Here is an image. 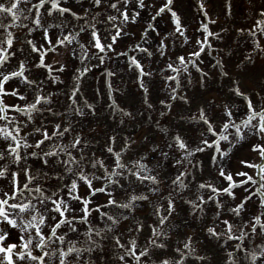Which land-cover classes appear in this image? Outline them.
I'll list each match as a JSON object with an SVG mask.
<instances>
[{
	"label": "snow or ice",
	"instance_id": "6c2138e0",
	"mask_svg": "<svg viewBox=\"0 0 264 264\" xmlns=\"http://www.w3.org/2000/svg\"><path fill=\"white\" fill-rule=\"evenodd\" d=\"M23 0H7V3L0 2V12L6 14L5 27L9 30L13 27V16L8 15L9 12L21 8ZM252 2V0H251ZM66 0H37L28 6V11L33 17L34 27L28 29V34L31 35L35 29H40L43 32V39L51 38V43L48 45H37L32 39H26L25 44L31 49L35 57L32 67L41 69L45 80L52 84L64 83L60 80V76L67 74L71 80V87L66 93L69 105H79L82 96V85L86 83L87 74L91 68L85 65V61L89 59L91 54L95 62L103 64L107 54L115 53V46L118 44L121 37L125 35L120 25L127 24L129 21L135 22L140 17L141 12L136 9H145L149 7L145 0H108L106 6L114 10L115 14H109L106 18L100 20V12L97 11L89 17L88 10H85V15L80 16L73 12L69 7L64 6ZM132 5L131 8L129 5ZM218 5L225 16H232L235 9L239 6L238 0H197V7L203 17L207 18L209 23H201L199 29L202 32V39L195 41L198 50L194 48L190 53L185 55H176L173 61L166 62L163 68L159 69L161 77L164 81H171L172 84L165 86L170 89L167 99H161L159 104L162 106L160 115L164 116V109H173L175 104L173 101H181V105L191 104L190 97L180 95L179 90L183 87L193 85V70L197 74L195 80L198 88L207 89L210 81L209 73L205 71L199 61L201 54L211 48L209 38L222 40L224 37L221 33H226L228 29L221 27L219 32L210 30L209 25L216 26L217 19H213V7ZM105 6V0H92V8L100 9ZM43 9V14L52 16L59 14L61 16L71 13L77 20H83L84 23L76 32L65 33L62 31V25L57 23H49L45 26L42 23L40 14ZM39 10V11H38ZM162 17H167L172 33L176 38H183V43H189V37L186 35L187 25L184 21L183 14L179 8V0H162V2L154 9L152 20L155 23H148L145 29L148 36H152L153 32L159 29L158 21ZM258 17V18H257ZM21 19L25 18L23 16ZM254 23L248 27H239L236 29L238 33L247 34L250 38L249 52L244 56L243 61L250 65H256L257 58L264 56V5L259 6L255 10ZM100 23H106L109 28L101 31ZM19 26V25H17ZM27 27V26H25ZM60 29L59 34L55 30ZM51 30V31H50ZM151 30V31H148ZM81 33H87L89 43L85 45L79 41L78 37ZM8 35L11 37L7 41V46H0V54L3 58L0 59V68H3L9 57L15 52V35L10 30ZM159 35V33H158ZM79 49H84L81 53L76 52V48L72 47V53L75 60L72 61L71 72H68V64L57 62L54 68L47 62L46 53L43 50L46 47H51L52 44L61 46H72L73 42ZM168 42V33L164 34L163 38L157 40V49L154 53L151 48L136 45L135 50L144 54L147 58H152L154 55L165 56ZM207 46V47H205ZM59 51V49H55ZM7 53V55L5 54ZM127 58L125 67L131 69L133 79L136 86L141 89L140 92L143 103L147 108H152L150 103L151 82L154 77L153 71L145 68L141 58L131 55L127 52L115 53ZM211 53H209L210 55ZM192 57L198 58L193 60ZM78 61V63H77ZM191 65V68L189 67ZM216 68L219 69V75L225 77L229 82V91L239 97L243 102V110L234 111L235 105L228 101L221 103L218 114L209 115L211 107L208 99L196 103V112L192 116L186 118L187 122L196 125L199 129V135L195 140L189 142L188 138L180 131L170 133L167 129H163L171 143H167L166 147L171 150L175 149L182 153L179 158L174 159V165L180 168L177 174L170 180L172 190L166 196H162L164 204H157L153 209L155 219L152 224H148V234L145 237V243L139 242L138 236H132L127 240L121 239V234L116 231L124 221H128L136 214L137 204H142L150 200L149 194H157L162 190V177L154 173L152 167L146 163V156L140 150L136 141L130 136L118 138L116 134L109 135L104 142V158H100L92 153H85L84 147L87 146L82 133L76 132L72 135L70 146L64 147L53 146L56 137H63L72 133V127L67 123V109L63 113L66 120L63 122H54L51 128H34L35 139L30 143L29 140L21 134V129L16 124L15 130L12 128L13 122L4 123L8 119L6 108L14 107L16 113L24 112V120L29 124L33 120V113L42 105L51 106L53 101L52 92L44 94L43 88L35 91L33 99L28 101L27 97L20 94L18 91H13V96H20L23 104L19 107L8 105L6 99L0 100V140L3 141V148L0 149V160H5L7 157H12L14 163L19 170H14L7 167H0V180L12 181L14 178L15 191L21 195V189L25 192L42 193L40 196H33L36 201V206L33 207L32 201L27 197L24 201H18L13 193V186L10 184L9 189L0 195V225H5L6 228L0 229V264H24L25 261H31L32 264H48L49 253L47 250L46 241L52 240L57 244V249L54 250L52 259L55 264H73L74 260H81L84 253L89 254V258L84 261V264H95L93 257H96L98 249L103 248L101 240L105 239L104 233L112 234L111 238L116 247L124 250L123 254L117 255L116 259L120 264H143L146 259H151L152 264H172V259H175V264H184L185 257L190 252H195L194 239L192 235H186L182 242V249L176 248L175 257L161 255L153 256L154 250H163L168 247L165 240L161 239L164 236L165 227H173L168 223L177 211V199L174 197V192H183L190 187L191 181L188 177H192L195 181V186L201 191L200 195L184 196L181 199L188 206L190 214H197V219L205 216L208 202H212L213 215L216 223H209L204 228V231L209 237L220 240L225 237L228 241H239L233 250L225 253L226 259L224 264H238L235 252L243 248V240L246 236L257 234L264 236V212L252 215L247 221L243 222V230L240 235L233 232L234 219L240 218L247 208V204L254 198L259 197L257 203L261 208H264V87L258 91H250L245 87L239 77H233L227 70V65L223 58L216 60ZM27 64L24 60L16 62V67L8 69L0 73V82L2 89L5 91L11 88L9 81L17 82L18 87L30 86L35 89L38 83V78L30 77L26 71ZM174 73L165 74V72ZM181 73H188L184 77L187 84L182 83ZM117 72L106 70L102 78V87L96 88L95 91L107 100V106L110 111L119 113L123 124L125 119H134L132 111L122 107L117 103L118 97L114 94L120 92L119 88L114 87ZM22 79L23 85L18 81ZM261 83L264 84V67L261 68ZM111 101V103H109ZM26 106V107H25ZM85 106L88 109V114L95 116L96 108L93 103H87ZM26 109H31L26 111ZM49 111L52 109L49 107ZM74 115L78 119L85 117V113L77 106L74 109ZM185 119V117H181ZM159 127V123H156ZM8 129V134L4 135L3 130ZM229 129H234V132L229 133ZM249 133L252 136L259 135L260 140L252 142L250 147L258 155L261 162H249L241 160L240 163L246 165L248 169L257 170L258 177L250 175L248 171L239 169L230 172L226 167H222L220 161L230 158V152L244 147L248 141ZM207 137V138H205ZM231 137V138H230ZM27 149V156L22 149ZM79 150V152L77 151ZM152 153L159 152L161 157L168 159L170 151H164L158 144H153ZM39 153V154H38ZM218 153L219 155H213ZM197 154H206L208 162L216 164V178L220 183L213 184L211 180H203L199 178L197 169L200 167L199 160L193 164ZM31 157V166L25 165L23 168L19 166L23 161ZM187 157V159H185ZM53 167L50 168L49 166ZM187 165V167H183ZM191 166V167H188ZM95 171L89 172L88 169ZM35 172V175L33 173ZM99 173V175H97ZM51 174L56 181L63 180V184H58L57 190L51 193L46 192L42 183V176ZM67 176V179L64 177ZM91 176V178H90ZM103 181V184L108 185L105 188L103 185H98L97 181ZM129 182H132V188L129 190ZM32 187H29V186ZM22 186V187H21ZM120 191L124 193L123 199H118L116 193ZM206 193V194H205ZM9 197L10 199H5ZM101 197H106L103 204L98 203ZM227 198L232 201L227 206L230 217L224 218L223 211L226 207L224 200ZM27 204V207H25ZM43 206V210L41 207ZM121 211V219L117 220L112 214V210ZM19 214V215H18ZM98 215L103 222L104 227L98 229L91 222V216ZM31 216L33 219H38L39 224H34L31 229L24 227L20 221L25 217ZM78 220L79 224L74 223ZM89 225L82 235L90 242L91 246L87 248L79 247L78 240H73L69 237L68 232L77 234L81 225ZM115 226V227H114ZM163 226V227H161ZM223 228V233L218 231V228ZM67 228V231H63ZM47 229V231H45ZM145 230L144 222L135 223V232L143 233ZM24 233L20 236L19 233ZM15 233V237H13ZM33 236L34 239H29ZM97 237L99 239H94ZM166 238V237H165ZM35 239L41 241L36 244ZM260 251L244 249L249 253L251 264H264V243L260 246ZM39 250V251H37ZM41 253H43L41 255ZM58 253V254H57ZM99 259V257H96ZM111 258V255L106 257ZM194 260L200 261L201 264H206V258L202 255H195Z\"/></svg>",
	"mask_w": 264,
	"mask_h": 264
},
{
	"label": "rangeland",
	"instance_id": "374dc122",
	"mask_svg": "<svg viewBox=\"0 0 264 264\" xmlns=\"http://www.w3.org/2000/svg\"><path fill=\"white\" fill-rule=\"evenodd\" d=\"M37 2V0H23L21 4L22 12L20 16H23L25 18L20 19L18 21L14 20L12 21L13 27L9 30L14 33L16 39L14 41L15 48L13 51L15 52L14 57L10 56L9 61L6 62L7 65H5L3 68H0V73L14 68V62L19 60H24L27 64V68L32 71V75L38 76L37 72L42 76V79H45L43 76L42 70L37 69L35 67H32V64L34 63L35 57L37 54H34L31 49L25 44L26 39H32L34 43L37 45H41L46 43V40L43 39V32L40 29H35L31 35L28 34V29L34 27L33 23V17L31 13L28 11V6L32 3ZM81 2H84L85 5H92V0H73V1H67L64 6L69 7L72 11L82 14V16L85 15V12L83 13L81 11V8L79 5ZM108 0H105V6H103L100 9H94L93 12L91 11L88 13L89 17L94 15L97 11L100 12V20L103 21L107 15L109 14H115L114 10L111 8H107ZM162 2V0H145V3L149 5V7L145 9H140L139 12H141L140 17L137 18L135 22L129 21L127 24L120 25V22L117 21V24L123 29L125 35L120 38L118 44L115 46V53H123L127 52L131 55H134L136 57H139L142 59L143 64L145 68H147L149 71H153L154 77L152 84L151 82V95L156 96L159 95V100L155 97L152 99L156 102H153L151 104H157L155 105V109L157 111L154 112L152 117H147L146 123L141 124L140 121L133 119H128L124 122V125L127 127L122 128L119 127L120 124L113 123L112 120H110V124L103 121L102 114L100 113L98 118L97 116H92L88 114V110H86V106L78 105L85 113V117L82 119H78L74 113H68L67 111V123L73 128L80 129L79 133H82L84 138L90 137V141L96 143L97 145L101 142H105V139L112 134H116L118 138L124 137V136H130L134 141H136L137 145L139 146L140 150L146 155V163L149 164V167L153 168L154 173H156L158 176L162 177V190L159 194H149L150 200L152 203L143 202L139 205L140 208H142L143 204H147L146 210L148 213V216L141 215L140 219H137L138 213L135 214V216H132L130 220L124 221L118 228H116V231H118L121 234V239L127 240L128 238H131L133 234H131V228H133L134 222H144L145 224V230H144V237L148 234V224H152L155 217L153 216V209L157 205V201H159V204H164L166 207V201L161 200L160 197L166 196L169 191L172 190V185L170 184V180L177 174V172L180 170L177 166L174 165V159L179 158L182 153L179 151H176L174 148L169 150L166 147L167 143H171V140L169 139L168 135L161 131V129H167L170 133H175L176 131L182 132L185 136L189 135L188 133L193 132V136H188L189 142L196 139V137L199 135L200 129L192 124L189 125L186 118L191 116L190 110H188V106L181 105V101L176 100L172 103L175 104V107L173 109H164L165 115H160L162 106L159 104V101L161 99H167L169 96L170 89L166 87L165 85H171V81H164L161 77V73L159 72L160 68H163L165 66L166 62L173 61L176 55H185L187 53H190L194 48L198 50V46L196 45L195 41L198 39H202V32L199 29V25L201 23H209L208 19L203 17L202 14L199 12V9L197 7V0H179V8L180 11L183 14L184 21L187 25L186 29V35L189 37V43L184 44L183 38H176L174 34L172 33L171 27L168 23L167 17H162L158 21V25L160 28L157 29L156 32L152 33V36H148V32L145 30L147 28L148 23H155L151 18L154 15V9ZM74 3H77L74 4ZM132 4H135V0H132ZM264 5V0H252L251 4L245 5L244 0H239V6L235 9L232 18L229 19L227 16H225L221 10V8L218 5H215L213 7V19H217L216 26L209 25L210 30L219 32L221 27H226L228 31L226 33H221V35L224 37L222 40H216L214 38H211L210 44L211 48H208L206 52L201 54V57L199 58V61H202L200 66L209 73V84L208 88L205 90L203 88H198L196 86L195 80L197 78V74H195L193 70V85L183 87L179 90L180 95H184L187 97H190L192 100V105L195 107L197 102H200L202 100L208 99V101L211 104V107L209 108V115L218 114L220 111V105L221 103L228 101L231 104L235 105L233 108L234 111L243 110V102L239 97L233 96L229 89V82L227 79L221 75H219V69L216 68V60L223 58L224 62L227 65L228 72L233 77H239L241 81L244 83L245 87H247L250 91H258L262 87H264V84L261 83V68L264 67V62H262L259 57L257 58V63L254 66H247V63L245 62L244 70L243 66L241 68H237L236 65L240 64L241 60H243L244 56L249 52L250 47V38L247 36V34H241L236 31L239 27H248L254 23V16H255V10L261 6ZM82 6V4H81ZM132 6L131 4L129 7ZM39 11V10H38ZM40 17L42 20V23L47 26L49 23H57L62 25V31H65V33L70 32H76L79 30L80 26L84 23L83 20L81 22L79 20H71V15L65 14L62 16V22L58 21L55 17V15L47 16L46 14H43V9H41ZM59 16V14H58ZM258 18V17H257ZM64 21V22H63ZM73 21L74 23H72ZM6 15L5 13H0V46L6 47L7 41L11 39V37L8 35V29L5 27L6 24ZM71 22V23H70ZM19 25V26H17ZM27 26V27H25ZM99 28L101 31H104L109 28V25L106 23H100ZM60 29L55 30L56 34H59L61 31ZM51 31V30H50ZM151 31V30H148ZM159 33V35H158ZM168 33V42L166 47V55L161 57L158 55H154L152 58H147L144 54L141 52L135 50L136 45H140L143 47H148L149 43L151 45L149 46L154 53H156L157 49V40L159 38H163L164 34ZM79 41L82 43H85L87 45L89 43V36L87 33H81L78 37ZM51 41V38H50ZM140 42V43H139ZM147 44V46H145ZM56 49H59V51H54L52 53L46 54V59L49 64H51L54 68L57 66V62L60 63H69L71 59H73L70 56H73L70 54L72 52V47L76 48V51H78V46L76 45V42H73L72 46H61L57 45ZM207 47V46H206ZM115 53L107 54L105 56V61H109V65L117 64L119 65V68H124L127 64V60H124L125 57L121 55H116ZM209 53H211L209 55ZM7 55V53H5ZM70 54V55H69ZM123 59H121V58ZM3 56L0 54V59H2ZM193 60H197L198 58L192 57ZM15 62V63H16ZM191 68V65H189ZM26 68V69H27ZM121 71V70H120ZM29 71L27 70V73ZM130 74H132L131 77H133V73L130 69ZM165 74H173L170 72H165ZM30 76V74L28 73ZM188 73H181L182 83L187 84V81L183 79L184 77H187ZM67 77V75H61L60 78ZM100 77V76H99ZM102 78L100 77V82H90L86 85V87H82L81 90H87L88 92H84L85 96L88 97L89 100L91 97H93V93H90L91 91H94L93 89L99 88L97 85L100 83V87H102ZM97 79V78H96ZM134 79L132 80V82ZM7 83L11 84V88L7 89L9 91H18L20 94L27 97L28 101H31L33 99V90L30 88V86L25 85L24 87H18L17 82L9 81ZM18 83L20 85H23V80H19ZM2 84V82H0ZM68 84V83H67ZM52 85V84H49ZM59 86V85H57ZM68 87H71V83L68 84ZM96 87V88H95ZM67 88V87H66ZM84 88V89H83ZM68 90L70 88H67ZM228 89V90H227ZM67 90V92H68ZM61 91V90H60ZM66 92V93H67ZM66 93L62 95L67 98ZM46 93L45 95H47ZM98 93L95 92L94 95H97ZM128 95H125V97L121 96V93H115L114 95L118 97L117 103L120 105L122 104V100L128 110L131 111V109L127 106V104L131 105L134 101V96L132 94L127 93ZM53 98V97H52ZM85 98V97H84ZM7 101L8 105H15V106H21L23 102L20 100V96H13L12 94H1L0 93V100ZM142 99V98H141ZM54 102L51 106L49 105H42L37 111L33 113V120L29 124L24 120V112L16 113L15 111H10L8 113V119L7 121H4V123H10L13 122L12 128L15 130L16 124L20 126L21 134L25 136L29 142L31 143L35 139V133L32 131L34 128H51L54 122H63L66 120V116L63 114L66 109L60 108V101L54 99ZM64 103V101H62ZM142 104L141 100L137 101ZM95 107L98 105L99 107L105 108L107 105L102 104L101 102H98L97 100L92 102ZM123 105V104H122ZM129 105V106H130ZM191 105V106H192ZM75 109L77 107L76 105H72ZM192 106V107H193ZM26 107V106H25ZM49 107H51L52 111H49ZM186 107L184 111L185 112H178V110H181L182 108ZM190 107V106H189ZM108 110L110 108L106 107ZM73 109V110H74ZM191 109V107L189 108ZM31 109H28L30 111ZM72 110V112H73ZM98 110V109H97ZM101 110V109H100ZM98 110V111H100ZM27 111V109H26ZM193 111V109L191 110ZM196 110L194 111V113ZM48 113L51 114L48 117ZM185 113V114H184ZM0 115H3L2 112H0ZM101 115V116H100ZM110 116V115H109ZM113 116V115H111ZM118 116H121L120 114ZM116 116V117H118ZM181 117H185V119H181ZM114 119V118H113ZM122 119H124L122 117ZM151 120V121H150ZM150 121V122H149ZM160 124V127H156V123ZM47 123V124H46ZM128 123V124H127ZM46 124V125H45ZM115 124V125H114ZM3 134H8V129L3 130ZM229 133L234 132V129H229ZM153 134L152 137L146 138L147 136H150ZM72 136V133H71ZM71 136L70 133L66 134L63 139L60 137H56L53 146L59 145V147H64L65 145H68L71 143ZM92 136V137H91ZM88 137V138H89ZM207 138V137H205ZM231 138V137H230ZM261 138H258V135L252 136L251 133H249L248 141L245 142L244 147L239 148L238 150H235L233 152H230V158L227 160H222L218 163L221 164L222 167H226L230 172H234L235 170L239 169L241 171H248L250 175H253L254 177L259 179L258 177V171L248 169L246 165H243L240 163L241 160H247L249 162H255L259 163L261 162L259 160L258 155L252 150L250 147V144L252 142L259 141ZM153 144H158L160 148L164 151H170V156L168 159H164L161 157L159 152L152 153L151 148ZM104 145H101L98 147L99 154H97L98 157L104 158ZM3 148V141L0 140V149ZM95 149V147L84 149L85 153H91V151ZM25 155L27 156V149H22ZM90 150V151H89ZM79 152V150H77ZM39 154V153H38ZM103 156V157H101ZM33 158L28 157L26 158L23 163L19 166L20 168H23L25 165H29L31 163V160ZM197 160H199L200 167L196 170L198 173L199 178L207 181L211 180L213 184H219L220 181L217 176L216 172V164L214 163L213 166L207 165L208 158L206 154H197V157L193 164H196ZM207 161V162H206ZM31 166V164H30ZM0 167H7L14 170H19L17 168V165L14 163L12 157H7L5 160H0ZM50 168L53 166L50 165ZM185 167V165L183 166ZM191 167V166H188ZM90 169V168H89ZM88 169V171H89ZM93 170V169H90ZM90 172V171H89ZM91 173V172H90ZM2 174V173H0ZM35 175V172L33 173ZM51 175V174H49ZM42 176L40 183H42L44 186L46 184L53 186L56 185L55 179H50L48 176ZM68 177L65 176L64 179H67ZM91 178V176H90ZM188 181H191L190 187L180 193V197L184 196H194L196 194L197 190L201 193L202 190L195 187V181H193V178L190 176L188 177ZM10 184L13 186V193L18 196V201H24L27 197L28 200H31L32 203H35L33 207L36 206V201L33 199V196H40L42 193H31V192H25L23 189H21V195L19 196V193L15 191L16 186H14V178L12 181L7 180H0V195H3L8 189ZM98 185H104L103 181H97ZM47 186V185H46ZM22 187V186H21ZM29 187H32L31 185ZM107 188L108 186H104ZM132 188V182H129V190ZM203 194V193H201ZM206 194V193H205ZM117 198L119 196H124V194L120 191L116 193ZM5 199H10L9 197H4ZM106 197H101L98 203H104V200ZM177 199V211L173 214L171 217L170 225L173 226V223L177 224L179 223L178 227L180 228V232L182 231L183 236L176 238V240L172 239V237L168 236L169 239H165V242L168 244V247L163 250H159V254H157L156 250L153 252L154 257H158L161 255H167L169 257H175L176 253L174 252V249L181 248L183 239L186 235H192L194 238L202 237L203 241L199 242L200 245H198L196 242H194L193 247L195 248V254L193 255V252L189 253L190 260L184 261V264L191 263V264H198L201 263L200 261H196L193 259V257L197 254L202 255L206 258V264H220L222 261V255L221 252L224 251H231L233 250V247L239 242L236 240L228 241L227 239L224 240L225 243L215 241L212 239V241L206 240L204 232V228L209 223H216V219L213 215V203L208 202V207L206 209L205 216H203L200 219H197V214H190L189 208L187 205L183 203V200L181 198ZM259 197L254 198L252 201H250L247 204V208L244 210V214L240 218L234 219V228L233 232L236 235H240L243 230V222L247 221L252 215L254 214H260L261 212H264V208H261L260 205L257 203V200ZM224 203L226 205L223 216L224 218L230 217L231 213H228L227 206L233 203L232 201L225 198ZM25 207H27V204H25ZM41 210H43V206H40ZM144 208V207H143ZM150 208V209H149ZM118 214H115L116 218L121 217V211H117ZM0 213H2V209H0ZM19 215V214H18ZM91 222L94 224L98 229H101L104 227L103 222L99 219L98 215L91 216ZM38 219H33L31 216H27L24 218V220L20 221V223L24 227H28L31 229L30 226L37 223ZM39 221V220H38ZM40 222V221H39ZM38 222V223H39ZM75 223V221H74ZM79 224V222H77ZM89 225L84 224L79 227V232L77 234H72L70 231L68 232V235L73 240H82V241H88L81 233L88 227ZM163 227V226H161ZM6 228L5 225H0V229ZM166 229H169V227H166ZM166 229H164V232H166ZM173 229V227L171 228ZM47 231V229H45ZM63 231H67V228H64ZM221 233H223V228L220 227L219 230ZM20 236H23L24 233H19ZM203 235V236H202ZM105 239L101 240V243L103 244V248L98 249L96 257H99L97 259L96 257H93L95 260V264H120V262L116 259L117 255L123 254L124 250L118 248L115 246L111 236L112 234L104 233ZM198 236V237H197ZM13 237H15V233H13ZM204 237V238H203ZM29 239H34L33 236H29ZM94 239H99L97 237H94ZM162 240L163 237H161ZM222 240V238H221ZM109 241V242H108ZM53 241L50 240L47 242V250L49 253V261L48 264H55V261L52 259L54 250L57 249V244L52 243ZM35 243L37 244V240L35 239ZM141 244L145 243V239L143 242H140ZM264 243V236H261L257 234L256 236L248 235L243 240V248L237 250L235 252L236 259L238 263L243 262L244 264H251L249 253L244 251V249L254 250V251H260L259 246ZM39 251V250H37ZM43 253H41L42 255ZM58 254V253H57ZM85 254V253H84ZM111 255L110 259H107ZM89 258V254H85L83 259L81 260H74L73 264H84V261ZM38 263V262H37ZM19 264V262H18ZM24 264H32L31 261H25ZM133 264L134 261H133ZM143 264H152L151 259H146ZM172 264H175V259H172Z\"/></svg>",
	"mask_w": 264,
	"mask_h": 264
},
{
	"label": "clouds",
	"instance_id": "9594fccd",
	"mask_svg": "<svg viewBox=\"0 0 264 264\" xmlns=\"http://www.w3.org/2000/svg\"><path fill=\"white\" fill-rule=\"evenodd\" d=\"M238 3H239V0H238ZM244 3H245V5H249V4H251V0H244ZM228 18L229 19H231L232 18V16H228ZM242 34V33H241ZM259 59L262 61V62H264V56H262V57H259ZM241 66H243V70H244V66H245V62L243 61V60H241V62H240V64H238V65H236V67L237 68H241ZM247 66H253V65H250V64H247ZM163 129H161V131H162ZM58 147H59V145H57ZM148 153L147 152H145V156L147 155ZM185 159H187V157H185ZM185 167H187V165H185ZM153 169V168H152ZM157 194H159V193H157ZM201 193L199 192V190H197V192H196V195H200ZM173 195H174V197H176V198H182V197H180V192H174L173 193ZM160 199L162 200V197H160ZM149 203H152L151 201H149ZM157 204H159V201H157ZM121 219V217H117V220H120ZM115 227V226H114ZM167 233H165L164 234V236L167 238ZM193 255L195 254V252H193L192 253Z\"/></svg>",
	"mask_w": 264,
	"mask_h": 264
}]
</instances>
